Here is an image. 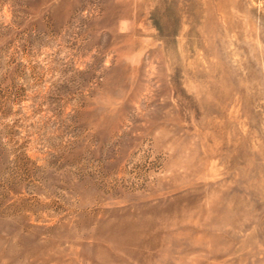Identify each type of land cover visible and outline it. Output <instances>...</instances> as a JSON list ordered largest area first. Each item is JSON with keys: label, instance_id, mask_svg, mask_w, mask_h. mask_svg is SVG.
I'll return each instance as SVG.
<instances>
[{"label": "rangeland", "instance_id": "rangeland-1", "mask_svg": "<svg viewBox=\"0 0 264 264\" xmlns=\"http://www.w3.org/2000/svg\"><path fill=\"white\" fill-rule=\"evenodd\" d=\"M0 264H264V0H0Z\"/></svg>", "mask_w": 264, "mask_h": 264}]
</instances>
